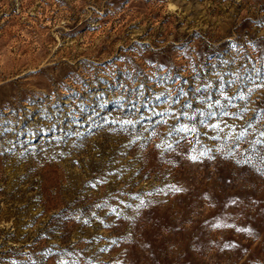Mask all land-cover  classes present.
I'll return each mask as SVG.
<instances>
[{
    "label": "rangeland",
    "instance_id": "1",
    "mask_svg": "<svg viewBox=\"0 0 264 264\" xmlns=\"http://www.w3.org/2000/svg\"><path fill=\"white\" fill-rule=\"evenodd\" d=\"M260 132L264 0H0V264H264Z\"/></svg>",
    "mask_w": 264,
    "mask_h": 264
},
{
    "label": "snow or ice",
    "instance_id": "2",
    "mask_svg": "<svg viewBox=\"0 0 264 264\" xmlns=\"http://www.w3.org/2000/svg\"><path fill=\"white\" fill-rule=\"evenodd\" d=\"M252 91V89H249V93ZM239 99H244V97H243V95H241V96H239L238 97ZM226 99H229V98H226ZM217 105H219L220 104V101L219 100H217L216 102H215ZM229 103H231V99H229ZM186 107H190V105H185ZM209 107H211V105H209ZM167 113H164V115H166ZM228 113L226 112V111H222L221 112V115H227ZM217 115V113H215V112H208L207 113V118L208 119H211L212 117H214V116H216ZM201 122V124H203L204 123V120H201L200 121ZM211 127H213L214 129H219V124H215V125H211ZM249 127H251V125H249ZM187 129L185 128V127H181V128H178L177 129V131H186ZM193 131H194V129H193ZM246 134V131H242V132H240L239 133V137L238 138H240V137H243L244 135ZM260 136H262V137H264V132H260V134H259ZM261 141H256V143H260ZM177 190H179V189H177Z\"/></svg>",
    "mask_w": 264,
    "mask_h": 264
}]
</instances>
